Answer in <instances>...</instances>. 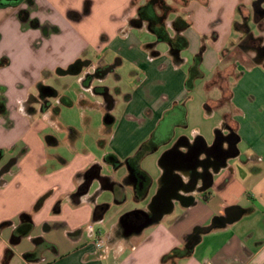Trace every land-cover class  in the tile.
Wrapping results in <instances>:
<instances>
[{
	"label": "crops",
	"instance_id": "1",
	"mask_svg": "<svg viewBox=\"0 0 264 264\" xmlns=\"http://www.w3.org/2000/svg\"><path fill=\"white\" fill-rule=\"evenodd\" d=\"M98 1L31 0L33 5L29 10V17L24 20L18 16L19 9L25 7L24 1L18 5L0 6V45L5 37L17 40L20 34L27 33L28 30L35 31L33 34L39 35L43 41L50 40L55 33H59L60 29H49L44 25L46 23L43 24L44 21L38 16L41 8H44L45 11L47 9V13L50 14L56 12L61 16L64 14L68 18L70 17L69 19L79 20L82 17L90 16L94 4ZM134 1L128 0L126 8L133 6L132 2ZM251 1L245 0L244 2L248 5ZM238 4L237 0H232L222 22L226 23L223 33H220L216 26L209 29L201 24L198 25L199 28L197 27L199 34L203 32L204 35L210 34L205 39L208 38L218 45L221 43L217 48L218 57L208 64V68L211 70H215L217 64L220 63L221 52L226 48L224 40L229 38L231 32L233 35L234 24L237 22ZM135 15L136 10L134 13L130 10L129 15L119 23L120 25L118 24L119 26H116L112 33L100 27L95 30L92 37L102 39L103 46H105L110 37L117 36L119 33L130 34L129 28L132 27L127 26V21ZM172 18L173 15L170 16V20ZM31 20L36 21L37 25L30 24ZM170 20L168 21L169 26ZM190 23V26L184 31V35L189 39L188 31L196 25L194 20ZM48 25L52 26L51 23ZM142 27L147 29L146 25ZM133 37L138 45L145 48L143 43L146 40H138L134 35ZM28 38L31 40L33 37L30 35ZM151 43H154L155 47V41ZM62 49L61 45L45 46L46 52H44L52 54L54 51L59 52L54 54H61ZM15 50L7 52L0 48V58L8 59V64L0 66V99L2 98L6 108V113L0 115V149L3 151L0 158V223L11 222L0 232V264L4 249L11 245L13 253L18 255L22 264H171L169 261L161 262V257L175 247H182L188 233L196 226L209 224L217 216L221 218L223 226L202 234L192 253L189 256L175 259L174 264H264V73L259 70V66L264 68L263 63H255V66L240 72L236 79L241 77L230 88L229 110L221 116V129L218 127L214 130L219 129L223 135L227 134L228 129L223 126L226 119L238 134L237 152L216 161L215 167L210 170V183L206 185L207 188L200 190L201 179H197L195 187L187 188L181 187L172 179L179 175L182 183L189 186V173L179 170L178 167L166 161L168 150L173 149L185 154L190 147L197 143H203L206 147L211 146L199 134L194 141L182 136L185 140L174 143L173 147L166 150L158 160L161 174L157 177V184L152 194L151 186H153L154 180L150 177L144 195L140 199H136L133 195V200H136L138 207L128 210L132 201L126 191L125 174L120 175L122 178L120 179L113 172L123 166V159L131 156L130 154L141 139L147 138L155 131L157 119H161V115L163 118L167 117L171 109L169 110L159 103L154 107L150 105L148 116H153L156 121L146 125L148 128L143 130L140 137L135 140L130 139L124 146L112 148L113 152L111 153L118 158L117 163L104 161L105 165L102 166L95 162L96 157L90 151L79 152L77 150L70 151L68 159L59 157L61 160L53 163L47 153L46 145L56 143V140L53 138L48 142L49 135L43 138V135L40 134L42 129L47 126L46 120L41 116H44L48 109L41 110L40 103L34 100L37 97L35 90L37 77H34L39 70L42 71L45 67L50 69L49 65H53L52 67L54 65L64 66L71 62L63 63V61L57 60L46 63L45 58L38 61L40 58L34 55L33 48L28 47L24 53H20L18 48ZM208 51L209 47L207 50L205 44L201 57L203 66ZM195 53L194 50L192 54ZM75 54L77 51L73 52L71 56ZM143 55L146 56L145 53ZM85 63L89 66L93 65V67L98 65L100 68L106 65L111 66L106 59L96 64L91 61H81L79 64L81 69ZM169 64H172L171 61ZM34 67L36 71L30 78L31 81L26 84L28 85L26 88L25 84L18 82L20 81L18 71L33 70ZM112 70H114V66H112ZM88 74L90 73L85 76ZM185 78L186 73L181 72L175 86L176 94L173 98L177 108L186 93L183 86ZM92 79L94 78H88L90 81L85 86L87 89L92 86ZM174 83L173 81L172 85ZM11 86L17 87L18 94L11 93L13 88ZM30 96L34 99L27 103ZM129 100H132L131 97ZM114 102L113 100L111 113L115 106ZM102 105L105 108L104 102ZM209 110L211 112L214 108ZM179 111H181L180 118H183V110ZM115 120L114 116L113 122ZM156 131L152 137L157 146L150 152L156 150L159 145L156 138L161 142L159 138L161 135ZM114 137L115 135L113 139ZM226 146L224 143L223 147ZM13 157L16 158L15 162L3 170L7 161ZM93 164L99 165V176L108 177L110 182L121 186V190L115 193L109 186H104L100 180V189L107 190V193H100L98 197L105 196V201L110 206L120 204L115 207L111 222L105 225V213L98 220H95L93 216L95 205L100 203L96 200V195L94 197L91 193L97 187L94 179L83 194L73 195L78 185L75 180L76 176ZM127 168L129 174L127 177L130 178L131 184L133 181L135 182L133 185L135 194L138 178L133 176L128 166ZM129 191L131 193V190ZM45 192H50V194L41 208L32 213V231L17 243L12 244L11 233L18 224L20 213L30 212L37 198ZM57 203L59 206L55 210ZM167 205L169 210L164 212ZM154 210L163 211L161 218L156 222L144 227L140 232H132L129 235H124L122 232L125 239L114 236L115 227L123 213L132 211H135L134 213H152ZM116 219H118L117 222ZM95 222L98 225L91 229L92 234L86 235L85 225ZM103 226L106 227L104 234L101 230ZM112 229L113 232H111ZM97 235L104 241L102 248H97L95 245ZM35 238H41L49 246L40 250L38 259L26 262L23 253L36 248Z\"/></svg>",
	"mask_w": 264,
	"mask_h": 264
},
{
	"label": "rangeland",
	"instance_id": "2",
	"mask_svg": "<svg viewBox=\"0 0 264 264\" xmlns=\"http://www.w3.org/2000/svg\"><path fill=\"white\" fill-rule=\"evenodd\" d=\"M145 1L135 0L133 6L126 8L128 0H99L94 4L91 15L82 17L79 20L69 19L70 17L68 18L64 14L61 16L56 12L50 14L47 13V9L45 11L44 8H41L38 16L44 21L43 24L46 23L44 25L47 28L49 27V29H60L59 33H55L52 39L43 41L39 35L33 34L35 31L28 30L27 33L20 34L17 40L5 37L0 48L7 52H14L16 51L15 48H18L20 53H24L30 47L33 48L34 55L40 58L38 61L45 58L46 63L57 60L63 61V63L67 61L74 63L79 60L83 62L91 61L96 64L106 59L111 66H114V70L106 73L105 77L92 76L94 79H92V86L89 89L85 86L90 80L86 79L85 75L87 73L94 75L98 65L94 66V68L93 65L89 66L85 63L78 74L63 73L71 63L64 65L65 67L61 65L52 67L53 65H49L50 69L45 67L42 71L36 72L34 78L37 77L35 89L37 95H39L38 84L53 88L57 94V97H47L50 106L47 113L41 116L46 120L47 126L40 133L43 138L49 135L56 140V143L46 145L47 153L53 163L59 162L61 160L59 157L68 159L70 156L69 152L77 150L79 152L90 151L96 157L95 162L103 166L105 165L104 157L106 153L113 152L112 148L114 149V147L124 146L130 139L135 140L140 137L139 135L143 130L148 128L146 125L156 121L153 116H148L150 105L154 107V105L159 103L165 108L171 109L172 111L170 110L167 117L163 118V115H161V119L156 121L154 130H157L156 132L161 135L159 137L161 142L156 138L159 142L157 149L147 153L139 163L140 168L146 171L154 180V184L151 186L152 194L157 184V177L161 174L158 160L162 154L172 148L174 143L182 136L194 141L199 134L207 144L212 145L215 139L214 129L221 126V116L229 110V101L226 100L229 88L236 84L241 77L235 79L233 75L237 70L239 72L248 70V68L255 66V63L264 64V58L256 50L258 45L264 44V17L254 10L255 6L264 7V0H252L248 5L245 4V0H237L239 2L237 6V23L234 25L233 35H231V32L229 38L226 41L224 40L226 48L221 52L222 65L220 66L223 69L220 70L219 76L215 77V83L222 86L224 94L222 103L220 102L218 105L216 100L221 96L219 87L217 85L207 86V84L215 72L214 69L208 68V64L218 57L217 48L220 47L221 43L218 45L208 38L205 39L210 34L204 35V32L199 34L197 27L199 28L200 26L198 25L201 24L209 29L216 26L220 33H223L226 23L225 21L224 23L222 22L232 0H188L186 6L177 5L178 15L196 22V25L188 31L190 39H187L190 45L181 50L180 57L183 60L180 63L172 61L168 53V44L163 41H157V37L145 27L129 28L130 34L119 33L117 36L110 37L105 46H103L102 39L92 37L95 30L100 27L112 33L116 26H119V23L129 15L130 10L134 13L137 6ZM166 1L171 4L175 3L174 0ZM242 19H245L243 24ZM48 23H51L52 26L50 27ZM167 31L170 35L174 34V31L169 26ZM30 35L33 38L28 40ZM133 35L138 40H146L143 45L147 42L155 41L154 48L159 51V55L151 56L144 46L138 45ZM205 44L207 50L209 47V51L206 54L204 66L200 63V70L203 76L197 77L193 87L188 89L186 79L189 73V66L194 61L195 55H202ZM59 45L63 48L62 52H60L61 54H54L59 53L54 51H52V54L45 53V46L55 47ZM194 50L196 53L192 54ZM75 51H77V54L71 56ZM143 53L146 54L145 57ZM166 60L171 61L172 64H169V61L167 62ZM36 65L38 67V64ZM35 67L33 70L23 69L18 71L20 77L18 82L25 84L26 88L28 86L26 84L31 81L30 78L33 77V73L36 71ZM13 68L15 69V66ZM259 70L264 73V68L262 69L261 66H259ZM181 72L186 73L183 83L186 93L181 98L182 101L177 108L173 97L176 94L175 86ZM173 81L175 82L174 85H172ZM94 87L106 88L107 93L115 101L112 115L116 117V120L109 128L105 127L103 123L105 108L102 102L105 104L104 95L95 92ZM16 88H12V94H18ZM65 97L71 100V104L66 105L60 101L61 98ZM130 97L131 101L129 100ZM206 103H208L209 109L214 108V110L210 112L205 106ZM181 109L184 112L182 119L180 118L181 111H179ZM168 124L172 126L170 132L166 130ZM153 133L148 135L147 138L141 139L130 155H134L144 142L152 140ZM171 154H168L166 158L169 164L173 163ZM127 158L128 156L123 159V166L118 167L113 173L120 179H122L120 175L125 174L126 191L132 201L128 210H132V208L138 206L136 200H133V185H135V182L133 181V184H131L130 178L127 177L129 175L125 161ZM102 173L104 174L105 170ZM75 180H77V176ZM143 182L144 180L142 181V178H140L137 185L141 186ZM94 183H97V187L91 191L93 193L92 196L95 197L96 195V200L100 202L98 204L107 203L108 205L104 212L105 225L111 222L110 220L114 215L113 211L120 204L110 206L105 201V196L98 197L100 193H107V190L103 191L100 189L101 182L99 178H94ZM129 190H131V193ZM197 193L199 192L197 191ZM97 225L98 223L96 222L85 225V234H92L91 229L96 228ZM105 228V226L101 228L103 234L105 233ZM111 232H113V229ZM114 233L115 237L125 239L122 236L119 222L115 227ZM9 264H22V261L17 254L13 253Z\"/></svg>",
	"mask_w": 264,
	"mask_h": 264
},
{
	"label": "trees",
	"instance_id": "3",
	"mask_svg": "<svg viewBox=\"0 0 264 264\" xmlns=\"http://www.w3.org/2000/svg\"><path fill=\"white\" fill-rule=\"evenodd\" d=\"M31 1V0H29ZM174 4L168 3L166 0H146L143 4H140L137 6L136 9V15L133 17H130L127 21V26L132 27V28H140L143 25H146L147 29L153 33L157 37V41H163L168 44V53L175 63H180L182 58L180 57V52L181 50L185 49L189 45V41L187 37L184 35V31L190 26V21L183 18L182 16L177 14V8L178 4L181 6H185L188 2V0H174ZM132 4H134L132 2ZM8 4H0V6H7ZM26 12V11H25ZM173 15V18L170 20V16ZM18 16L24 20L27 18L26 15L22 14V12L19 10L18 11ZM170 20V26L168 25V21ZM30 23L34 26L37 25L36 21H30ZM237 23V22H236ZM235 23V24H236ZM234 24V25H235ZM171 27L172 30L174 31L173 35H170L167 31V28ZM247 26V25H246ZM145 48L149 51V54L151 56H157L159 54V51L154 48V43H147L145 44ZM201 54H197L194 56V61L192 64L189 66V73L187 75L186 79V86L188 89H191L194 85V81L197 77L203 76L202 71L200 70V63H201ZM222 59L220 58V64L216 67L214 75L212 79L208 82L207 86L211 85H217L220 89L221 96L218 98L217 105L222 103L224 94L222 90V86L218 85L215 83L216 81V76H219L220 70L223 68L220 67L222 64ZM81 61L77 60L74 63H71L68 66L69 71H75L78 70V66ZM8 64V59L6 57L0 58V66ZM99 69H102L99 71ZM109 71H112V66L106 65L103 66V68L97 67L94 75L93 74H88L85 78L88 79L92 76H97V77H103L106 73ZM233 75V74H232ZM240 75V72H236L233 77L236 79ZM231 76V75H229ZM95 92H99L100 94L104 95L105 98V111L103 115V123L105 127H110V125L114 121V116L110 112V109L112 108L113 104V99L111 96L107 93L106 88L104 87H94ZM49 96H54L57 97L56 91L49 87L45 86L42 84H39V95L37 97H32L30 96L27 100L28 102H32L34 99L36 102L40 103V108L41 110H47L49 108V102L47 100V97ZM230 102V88L228 91V96L227 99ZM60 101L66 105L71 104V100L69 98H61ZM207 109L208 103L205 104ZM28 110H32L31 108H27ZM6 113V108H5V103L0 99V115ZM223 126L228 129L227 134L223 135L222 132L219 129L215 130V139L213 144L210 146L212 147L215 145L218 141L223 140L228 148V153L229 156H232L237 152L236 148V141L238 140V134L235 130L234 127L229 125V123L226 121V119L223 122ZM107 128V129H108ZM53 140V137L48 136L47 141L50 142ZM184 137H180L176 143L184 141ZM155 141L149 140L146 141L142 144L141 148L134 154L129 156L125 161L127 163V166L131 169L133 176L135 175L138 180L142 178V181L144 180L143 184L141 186L137 185V188L135 189V198L140 199L145 191L146 188L150 182V176L146 173V171L142 170L139 166V163L147 153H149L155 146H157ZM175 150H168L166 153H171ZM3 151L0 149V158L2 157ZM16 158H11L8 163L4 166L6 170L9 168L13 162H15ZM104 160L108 163H117L118 158L116 157L115 154L108 153L105 155ZM81 177V178H80ZM94 178H100L102 180V183H104V186H109L110 189L113 192H117L121 190V186L119 184L113 183L109 181L108 177H101L99 176V165L98 164H93L91 165L88 169H86L83 173L79 174L77 176L78 180V185H77V190L73 195H81L83 194L88 187V184L94 179ZM210 179V178H209ZM210 183V180H208L205 184L208 185ZM50 192H45L41 196L37 198L35 203L32 206V209L30 212H22L19 215V221L18 224L13 228L12 233H11V243L15 244L17 243L22 237H25L30 234L33 228V222H32V213L38 211L41 206L43 205V202L45 199L48 197ZM115 200H118V198H115ZM58 203L55 205V210L58 209ZM108 208L107 203H101L97 204L94 207V212L93 216L95 220L101 219L102 215ZM135 211L125 213L121 216V219H127L130 215L134 214ZM10 221H3L0 223V232L1 230L10 225ZM223 226L222 220L220 217H214L212 221L203 226H196L190 233H188L185 236L184 244L182 247H175L171 249L168 253L164 254L161 257V262H171V264H174L175 259L181 258V257H186L189 256L192 251L194 246L198 243L200 240L202 234L207 233L214 228L221 227ZM36 241V248L32 251H27L23 253V258L26 262H31L39 257V252L42 250L44 247H48L49 244L44 242L41 238H35ZM13 257V249L12 245L9 247H6L3 251L2 259H1V264H9L11 258Z\"/></svg>",
	"mask_w": 264,
	"mask_h": 264
},
{
	"label": "flooded vegetation",
	"instance_id": "4",
	"mask_svg": "<svg viewBox=\"0 0 264 264\" xmlns=\"http://www.w3.org/2000/svg\"><path fill=\"white\" fill-rule=\"evenodd\" d=\"M22 1L25 2V7L20 8L19 10L22 14L26 15L28 19L29 10L32 7L33 3L29 0H0V4L8 5H18ZM255 12L264 17V7L255 6ZM26 11V12H25ZM245 19H242V24ZM31 24V23H30ZM256 50L264 58V44L258 45ZM164 126V125H163ZM170 129V130H169ZM168 132L171 131V125L168 124L166 127ZM223 140L218 141L212 147H206L205 144L197 143L190 147L187 153H181L180 151H173L172 154V165L179 168V170L186 171L189 173L190 178L188 185L181 184L178 176L172 177L173 181L180 185L181 187H195L197 179H201V188L205 186L206 182L210 178V170L215 167L216 161H219L229 155L227 146L224 148ZM170 154V153H169ZM196 182V183H195ZM151 213L138 212L127 217L126 222L132 227H138L141 224L151 217ZM123 232V228H121Z\"/></svg>",
	"mask_w": 264,
	"mask_h": 264
},
{
	"label": "water",
	"instance_id": "5",
	"mask_svg": "<svg viewBox=\"0 0 264 264\" xmlns=\"http://www.w3.org/2000/svg\"><path fill=\"white\" fill-rule=\"evenodd\" d=\"M13 1H15V0H13ZM78 66V70H75V71H69L68 69H66V70H64L63 71V73H71V74H77V73H79L80 72V70H81V66L80 65H77ZM178 178H179V180H180V183L182 184V180H181V177L178 175ZM90 184V183H89ZM89 184H88V186H89ZM207 188V186H204V187H202L200 190H205ZM167 203V202H166ZM171 207V206H170ZM169 210V208H168V205H167V207H165V210H164V212L166 211H168ZM143 213H145V212H143ZM162 214H163V211H157V210H154V211H152V213H151V217H149L146 221H145V223H143V224H141L140 226H138V227H132V226H130L127 222H126V219H120L119 220V223H120V226H121V228H123V234L124 235H129L130 233H132V232H140L144 227H146V226H148V225H150V224H152V223H154V222H156L157 220H159L160 218H161V216H162Z\"/></svg>",
	"mask_w": 264,
	"mask_h": 264
},
{
	"label": "built area",
	"instance_id": "6",
	"mask_svg": "<svg viewBox=\"0 0 264 264\" xmlns=\"http://www.w3.org/2000/svg\"><path fill=\"white\" fill-rule=\"evenodd\" d=\"M95 245L97 248H102L104 246V241L101 237H99L98 235L95 238Z\"/></svg>",
	"mask_w": 264,
	"mask_h": 264
}]
</instances>
